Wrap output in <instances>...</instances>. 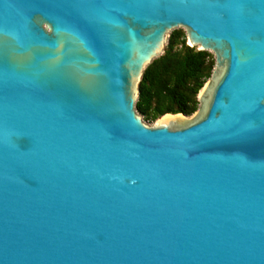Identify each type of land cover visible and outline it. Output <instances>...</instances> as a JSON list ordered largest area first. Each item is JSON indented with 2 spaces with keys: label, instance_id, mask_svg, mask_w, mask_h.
Returning <instances> with one entry per match:
<instances>
[{
  "label": "water",
  "instance_id": "water-1",
  "mask_svg": "<svg viewBox=\"0 0 264 264\" xmlns=\"http://www.w3.org/2000/svg\"><path fill=\"white\" fill-rule=\"evenodd\" d=\"M175 32L207 79L146 123ZM0 264H264V0H0Z\"/></svg>",
  "mask_w": 264,
  "mask_h": 264
},
{
  "label": "trees",
  "instance_id": "trees-1",
  "mask_svg": "<svg viewBox=\"0 0 264 264\" xmlns=\"http://www.w3.org/2000/svg\"><path fill=\"white\" fill-rule=\"evenodd\" d=\"M208 55L186 53L180 32L169 34L166 48L142 71L136 112L149 121L165 113L191 114L197 106L196 95L207 79Z\"/></svg>",
  "mask_w": 264,
  "mask_h": 264
},
{
  "label": "rangeland",
  "instance_id": "rangeland-1",
  "mask_svg": "<svg viewBox=\"0 0 264 264\" xmlns=\"http://www.w3.org/2000/svg\"><path fill=\"white\" fill-rule=\"evenodd\" d=\"M169 35V34H168ZM167 43H168V36H167V40H166V42H165V44H164V46H163V50L166 48V45H167ZM174 47H176V48H178L179 46L178 45H176V46H174ZM163 52V51H162ZM209 54V53H208ZM159 56V55H158ZM206 60H209V55L207 56V58H206ZM167 114V113H166ZM141 116V118H142V120L144 121V122H146V123H151L152 121H149V119H147V118H145L143 115H140ZM157 119V118H156ZM154 121V120H153Z\"/></svg>",
  "mask_w": 264,
  "mask_h": 264
},
{
  "label": "bare ground",
  "instance_id": "bare-ground-1",
  "mask_svg": "<svg viewBox=\"0 0 264 264\" xmlns=\"http://www.w3.org/2000/svg\"><path fill=\"white\" fill-rule=\"evenodd\" d=\"M166 40H167V38H166ZM164 44H165V43H164ZM163 46H164V45H163ZM157 56H158V55H157ZM157 56H156V57H157ZM156 57H155V58H156ZM153 59H154V58H153ZM153 59H152V60H153ZM152 60H151V61H152Z\"/></svg>",
  "mask_w": 264,
  "mask_h": 264
}]
</instances>
